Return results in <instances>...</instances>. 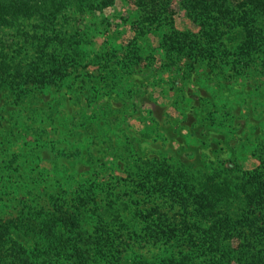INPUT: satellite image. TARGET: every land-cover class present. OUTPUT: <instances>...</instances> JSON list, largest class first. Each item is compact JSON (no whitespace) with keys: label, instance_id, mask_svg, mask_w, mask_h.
I'll return each mask as SVG.
<instances>
[{"label":"rangeland","instance_id":"1","mask_svg":"<svg viewBox=\"0 0 264 264\" xmlns=\"http://www.w3.org/2000/svg\"><path fill=\"white\" fill-rule=\"evenodd\" d=\"M134 2L67 11L62 28L50 32L59 37L55 45L66 41L73 54L67 76L24 103L0 91V213L48 208L51 195H95L101 205L117 208L110 222L119 227L120 264L180 253L200 262L207 256L186 239L144 237L139 210L159 206L176 218L181 210L169 191L143 187L152 175L141 168L154 163L178 170L198 187L204 172L260 163L264 40L239 70L206 59L187 66L183 55L165 54L164 28L139 29ZM173 9L175 28L197 30L177 1ZM18 31L6 28L8 43L22 40ZM240 38L237 32L224 36L221 57L241 52Z\"/></svg>","mask_w":264,"mask_h":264},{"label":"trees","instance_id":"2","mask_svg":"<svg viewBox=\"0 0 264 264\" xmlns=\"http://www.w3.org/2000/svg\"><path fill=\"white\" fill-rule=\"evenodd\" d=\"M134 1L139 29L164 28L165 54L183 55L187 66L206 59L211 63L225 61L239 70L244 58L263 44L264 0ZM174 1L193 21L196 31L175 28ZM114 2L0 0V91L24 103L38 89L58 84L67 76L73 54L66 41L55 45L59 37L50 32L62 28L67 11H101ZM33 21L38 22L26 29ZM10 26L23 37L15 44L11 39L12 46L5 34ZM235 32L241 37V52L229 51V59L221 57L226 47L223 37ZM259 157L260 163L252 169L204 172L198 187L189 185L178 170L162 169L154 163L142 167L143 174L152 175L143 187L150 184L147 187L169 191L181 210L179 218L159 206L145 214L139 210L144 237L186 239L207 258L195 262L189 254L180 253L158 262L132 264H264V150ZM50 199L48 208L33 206L21 208L15 215L0 213V264H91L97 259L120 264L119 227L116 230L110 222L117 208L111 202L101 205L89 194H77L71 200L51 195Z\"/></svg>","mask_w":264,"mask_h":264}]
</instances>
